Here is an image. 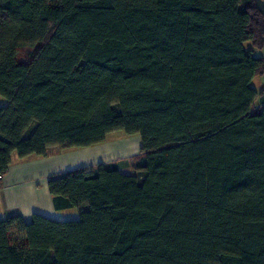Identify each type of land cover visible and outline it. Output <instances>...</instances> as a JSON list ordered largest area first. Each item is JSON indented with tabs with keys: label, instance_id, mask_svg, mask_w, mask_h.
Masks as SVG:
<instances>
[{
	"label": "trees",
	"instance_id": "obj_1",
	"mask_svg": "<svg viewBox=\"0 0 264 264\" xmlns=\"http://www.w3.org/2000/svg\"><path fill=\"white\" fill-rule=\"evenodd\" d=\"M263 76L254 0H0V177L141 139L48 180L77 218L0 219V264H264Z\"/></svg>",
	"mask_w": 264,
	"mask_h": 264
},
{
	"label": "crops",
	"instance_id": "obj_2",
	"mask_svg": "<svg viewBox=\"0 0 264 264\" xmlns=\"http://www.w3.org/2000/svg\"><path fill=\"white\" fill-rule=\"evenodd\" d=\"M129 141H133V146ZM140 147L139 135L121 133L109 134L106 141L88 147L52 145L42 157L19 158L12 154L8 171L0 177V219L9 216L28 219L32 214L55 220L77 218L87 207L56 209L48 191V180L69 170L109 162H117L120 172L131 174L130 157L138 154Z\"/></svg>",
	"mask_w": 264,
	"mask_h": 264
},
{
	"label": "rangeland",
	"instance_id": "obj_3",
	"mask_svg": "<svg viewBox=\"0 0 264 264\" xmlns=\"http://www.w3.org/2000/svg\"><path fill=\"white\" fill-rule=\"evenodd\" d=\"M245 45L248 48L249 47V42H246ZM263 81H264V76L262 78L261 77H257V78H255L253 80L252 84H253V86L255 88L261 89V87L263 86L262 85L263 84ZM5 102H6L5 99L0 96V105L5 104ZM256 104L259 105L258 102H256ZM121 133H122L121 131H116V132L111 133V135H118V134H121ZM129 143H130V146H133V144H134L133 141H129ZM130 162H131L130 163V166L133 168V162L132 161H130Z\"/></svg>",
	"mask_w": 264,
	"mask_h": 264
},
{
	"label": "water",
	"instance_id": "obj_4",
	"mask_svg": "<svg viewBox=\"0 0 264 264\" xmlns=\"http://www.w3.org/2000/svg\"><path fill=\"white\" fill-rule=\"evenodd\" d=\"M254 1H255V4H256L258 10L260 11V13L264 17V0H254Z\"/></svg>",
	"mask_w": 264,
	"mask_h": 264
},
{
	"label": "built area",
	"instance_id": "obj_5",
	"mask_svg": "<svg viewBox=\"0 0 264 264\" xmlns=\"http://www.w3.org/2000/svg\"><path fill=\"white\" fill-rule=\"evenodd\" d=\"M0 187H1V182H0Z\"/></svg>",
	"mask_w": 264,
	"mask_h": 264
}]
</instances>
